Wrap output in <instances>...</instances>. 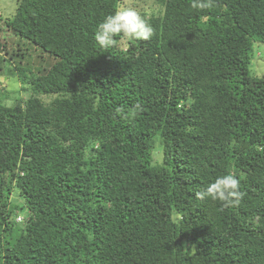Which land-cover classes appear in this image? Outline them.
I'll use <instances>...</instances> for the list:
<instances>
[{"label": "trees", "instance_id": "16d2710c", "mask_svg": "<svg viewBox=\"0 0 264 264\" xmlns=\"http://www.w3.org/2000/svg\"><path fill=\"white\" fill-rule=\"evenodd\" d=\"M152 1L154 36L108 50L121 0H18L3 21L0 70L29 95L0 102V264H264V0ZM229 173L238 207L196 200Z\"/></svg>", "mask_w": 264, "mask_h": 264}, {"label": "clouds", "instance_id": "9594fccd", "mask_svg": "<svg viewBox=\"0 0 264 264\" xmlns=\"http://www.w3.org/2000/svg\"><path fill=\"white\" fill-rule=\"evenodd\" d=\"M136 0H122L117 9L104 17L97 25L94 40L98 47L108 50L113 47L130 45L137 41H148L155 34V29L148 23L145 15L135 6ZM191 7L205 12L214 7L213 0H193ZM117 114L127 118L123 107L115 109ZM132 115L143 112L140 104L128 110ZM245 194L240 191V181L232 173L222 175L196 193L198 201L218 202L221 210L238 207Z\"/></svg>", "mask_w": 264, "mask_h": 264}, {"label": "rangeland", "instance_id": "374dc122", "mask_svg": "<svg viewBox=\"0 0 264 264\" xmlns=\"http://www.w3.org/2000/svg\"><path fill=\"white\" fill-rule=\"evenodd\" d=\"M17 1L18 0H0L1 29L6 30L5 26H3V21H6L7 19L13 16L17 6ZM135 6L138 8V10L141 11V13L149 14L152 11H155L154 2L152 0H136ZM9 41H11V46L8 47L9 50L11 49V47L12 49H15L16 48L15 43L17 40H15V38L12 37L11 39H9ZM2 65H4L5 71L0 70V102L6 105H12L15 99L17 98L25 99L26 97H28L27 95H29V93L23 91V88L19 84L17 77L14 75L15 72L14 74H12L13 72L11 71L13 70L14 65L7 61L3 62ZM249 70L253 76H260L264 74V45L261 43L255 42L252 46L251 62L249 65ZM154 159L160 162L161 161L160 154L156 153L154 155ZM9 198L12 203H18L20 205L23 203V197L19 195L18 190L16 189L12 191ZM24 218L25 217L23 213L18 212V214L14 219V222L19 224L20 226H24L23 225L25 221Z\"/></svg>", "mask_w": 264, "mask_h": 264}]
</instances>
